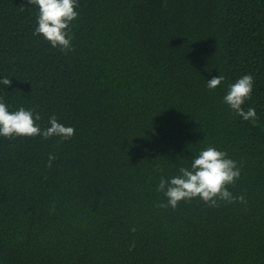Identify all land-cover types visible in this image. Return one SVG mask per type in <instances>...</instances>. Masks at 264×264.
<instances>
[{
  "label": "trees",
  "instance_id": "trees-1",
  "mask_svg": "<svg viewBox=\"0 0 264 264\" xmlns=\"http://www.w3.org/2000/svg\"><path fill=\"white\" fill-rule=\"evenodd\" d=\"M77 11L65 53L33 34L37 7L0 0V79L12 80L0 98L42 128L56 116L75 129L0 136V264H264V0H79ZM246 74L243 107L258 117L247 121L223 99ZM209 145L241 166L229 190L247 203L158 207L160 177Z\"/></svg>",
  "mask_w": 264,
  "mask_h": 264
},
{
  "label": "clouds",
  "instance_id": "clouds-1",
  "mask_svg": "<svg viewBox=\"0 0 264 264\" xmlns=\"http://www.w3.org/2000/svg\"><path fill=\"white\" fill-rule=\"evenodd\" d=\"M28 3L38 8L37 27L34 35L42 36L53 47L63 52L75 51L72 46L74 34L71 24L79 16V0H28ZM21 10H24L23 7ZM225 77L213 76L207 81V87L216 89ZM254 77L250 74L243 75L235 83L229 85V91L224 96V102L244 120L257 119L255 108L243 107L251 99L254 88ZM0 84L11 86L12 80L4 77ZM10 105L0 98V136L12 139L14 137L42 136L49 139L53 136L70 139L75 134V129L58 122L56 116L49 120V127L42 128L38 121L41 115L34 109L20 107L10 110ZM55 156L49 155L48 167L51 168ZM162 172L163 169H160ZM241 166L237 161L229 158L226 151L219 150L213 145L199 151L192 159L190 167L181 166L178 174L169 178L160 177L157 191L163 193L167 203L161 202L158 207L177 208L180 202H191L193 199L202 200L210 207L219 206L220 202L246 204L243 195L234 196L229 186H235L240 179ZM135 232V229H132ZM135 243L130 246V250Z\"/></svg>",
  "mask_w": 264,
  "mask_h": 264
}]
</instances>
